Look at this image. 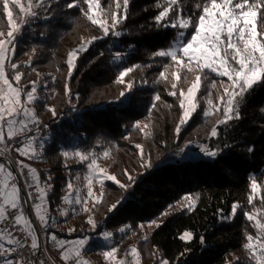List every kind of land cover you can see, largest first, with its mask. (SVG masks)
Listing matches in <instances>:
<instances>
[{
  "label": "trees",
  "instance_id": "16d2710c",
  "mask_svg": "<svg viewBox=\"0 0 264 264\" xmlns=\"http://www.w3.org/2000/svg\"><path fill=\"white\" fill-rule=\"evenodd\" d=\"M98 1L107 17L119 14L116 0ZM34 2L30 11L37 13L36 18L13 8L16 22L28 23L15 34V55L11 54L10 61L22 73L18 86L24 91H30L32 82H37V95L42 99L33 103V111L39 124L28 135L42 137L44 148L35 142V153L29 158L15 151L21 147L16 143L11 155L16 163L23 161L35 169L31 175L45 186L46 219L51 220V213L65 206L68 184L81 180L86 172L85 161L63 155L78 149L102 158L115 178L93 188L99 203L92 199L87 210L76 204L64 217L71 225L69 238L90 237L81 250L83 254L95 252L100 245L95 234L108 231L117 242V256L136 248L138 264H160L162 259L169 264H254L244 245L249 235L256 238L257 229L244 213L255 214L264 222V84L245 95L239 106L240 119L217 124L223 119V110L214 106L224 95L226 78L210 73L204 79L199 68L187 71L170 58L154 56L171 46L177 31L158 26L154 19L167 6L166 0H129L127 19L116 26L122 32L119 37L105 36L80 8L67 7L77 2L87 11L83 0H48L43 7ZM119 2L122 8L123 0ZM207 2L177 0L168 18L179 14L196 22ZM0 31H8L2 8ZM193 31L190 28L186 38ZM83 42H88V47L78 53L69 75L68 53ZM116 52L123 54V59L115 61ZM124 68L133 70L120 83L117 78ZM5 71L13 80L16 72L8 61ZM161 71L167 79L160 77ZM173 73L180 79L176 80ZM197 75L202 77L194 99L197 108L177 135L183 114L179 92L185 91ZM172 83L177 85L176 95H170ZM209 99L212 106L207 103ZM38 127L44 128L41 133ZM213 127L217 137L211 136ZM188 142H206L210 149L222 150V158L218 162L207 157L161 162ZM252 179L258 183V197L249 204ZM20 195L24 198L21 189ZM192 201V207L187 208ZM20 204L25 210V198ZM113 204L117 208L109 212ZM233 204L238 209L234 218ZM89 218L100 227L91 230ZM121 228L128 230L121 232ZM185 231L191 233L188 240L181 239Z\"/></svg>",
  "mask_w": 264,
  "mask_h": 264
},
{
  "label": "snow or ice",
  "instance_id": "6c2138e0",
  "mask_svg": "<svg viewBox=\"0 0 264 264\" xmlns=\"http://www.w3.org/2000/svg\"><path fill=\"white\" fill-rule=\"evenodd\" d=\"M39 6L43 7L48 3V0H38ZM177 0H168L167 6L163 10L159 11L158 15L155 16V21L160 27L180 29L175 39L172 41L171 46L168 50H158L154 53L155 57H167L174 61L178 67L186 69L187 71H194L199 68L204 73V79L210 73H215L219 77H226L229 81L228 87L224 88V95L219 97L220 103L214 107L219 110L222 107L223 119L217 121V124H226L233 119H240L239 106L243 102V99L247 93L253 90L256 86L264 84V0H208L203 6L202 12L196 22H192L191 19H184L179 14L175 18L169 19V13L172 11V5H175ZM83 4L87 5V11H85L80 3L73 2L69 3L67 7L69 9L76 7L84 13V15L94 25H98L105 36L109 34L119 37L122 32L116 30L118 24L123 23L127 19V8L129 0H123V7L119 0H116V8L118 13H112V24L111 26L106 25L103 21L97 19L92 14V9L99 8L98 0H83ZM19 8L20 12L25 16L36 18L37 13L30 11L31 3L28 8H25L21 4V0H2L0 8H2L3 14L6 15L8 31L5 33L0 31V143L5 141V138L16 139L19 137L18 143L21 147L15 148V151L20 156L33 158L35 149L32 145L39 141V148H44L43 138L31 135L28 133L33 131L32 124H39V121L34 115V111L31 108L26 107L28 103H35L42 99L37 95V82H32L31 90L24 91L19 87V82L22 78V73L17 71L18 65L11 63L9 53L15 55V34L20 31L23 24L28 23L27 20H21L18 24L14 19L13 8ZM258 24L260 29L258 30ZM194 29L190 38L187 37L189 29ZM98 38H93V40ZM11 46L9 48L8 46ZM81 49H75L68 53V67L69 75L74 67V60L77 58L78 53ZM117 60L123 59V54L117 52L115 54ZM8 61L11 70L15 71L16 74L13 80L17 86L13 85V82L9 80L5 71V62ZM134 67H140L136 65ZM165 65V71L167 70ZM132 68H124L119 72L118 82L124 83L123 78L131 72ZM165 71L160 72V77L167 79ZM176 80L180 77L178 74L173 73ZM202 84V77L197 75L195 81L188 89L187 93L184 90H180V106L183 109V115L180 123L176 127V133L179 135L182 126L188 122L190 114L197 108V104L194 103V99L197 91L200 89ZM66 91L67 89V85ZM131 88V83L128 84ZM176 83H172L173 91L170 95H176ZM212 87H215L213 82ZM123 95V93H121ZM24 97L22 100L21 97ZM159 99V96H156ZM207 103L212 106V101L209 99ZM155 107V104H153ZM264 112V109H261ZM208 112H205V116H208ZM55 115V112H53ZM139 124V122H137ZM38 131V129H37ZM212 137H217V128L213 127L211 131ZM139 147V146H138ZM29 149H32L29 151ZM253 149L249 148L251 152ZM201 153L213 162H218L219 158H222V150L210 149L207 145L200 146ZM64 156H68V151L63 153ZM76 155H80L76 152ZM104 155H107L105 152ZM143 155V153H142ZM81 161L87 159L86 156H80ZM11 162H9L10 164ZM19 166V172L23 176L24 170L28 169L29 174H34L35 169L29 168L28 165L24 164L23 161H17ZM95 160L87 166L89 169H94ZM148 167H151L148 164ZM0 174H4V178L0 179V220L5 219V205L10 206L11 209L18 210L20 214L15 215L13 219V226L21 225L22 217L24 216L20 201L24 199L20 195V189L13 178L11 171H6L5 164L0 163ZM95 174V172H93ZM127 174V173H126ZM108 179H115L114 177H107ZM12 179V183L9 184V180ZM36 177L32 175L33 182H36ZM131 179V177H129ZM28 188H32L33 184L25 180ZM117 183H119L117 181ZM121 187H128L126 185H120ZM72 184H68V188L72 189ZM88 197L93 196L92 184L89 179ZM258 183L255 179L251 180V192L253 195L257 193ZM78 193V190H77ZM34 193L31 191L27 192V200H31ZM39 199L43 201L44 193H39ZM67 199V198H65ZM186 200H191V197H185ZM76 204L82 206L87 204V200L79 197L77 194L76 199L73 201ZM249 204L253 202V196L248 198ZM95 203H99V198H96ZM121 203L120 201L117 204ZM192 203L186 205L187 208H191ZM264 204V200L261 201ZM117 204H113L109 208V212H112L117 208ZM36 209V215L43 222L45 217L40 214V205L34 206ZM171 207V206H170ZM181 207H185L181 205ZM84 210H87L85 207ZM237 205L233 204L231 210L232 218L237 213ZM222 211V210H221ZM246 219L253 223V227L257 229L256 241L252 243L253 237L249 235L247 237L248 243L244 245L245 249L250 253V259L254 261V264H264V222L257 219L255 214L244 213ZM264 216V213L261 214ZM227 219V218H225ZM89 223L92 224L93 229H97L100 225L93 223L89 218ZM151 224H156V221H152ZM159 225H157L158 227ZM23 227L30 229L29 234L32 236L31 248L36 250L38 248L37 237L34 230L31 229V222L29 219H23ZM143 227V225H141ZM23 230V229H22ZM128 229L122 228L121 232H125ZM112 233L103 231L100 236L104 241H109L112 238ZM191 233L185 232L181 239L189 238ZM50 239L57 242L60 246H68L63 253V259L68 261L69 259H75V264H86V261H82L81 250L88 245L90 237L84 236L77 238L73 241L59 240L55 235H51ZM146 239V238H145ZM203 240V238H201ZM9 244H19L20 247H24L14 237H10ZM0 264H14L10 257V254L15 252V248H5L3 244H0ZM131 252L135 253L136 248L130 249ZM117 252L116 247H111L110 251H105L103 255L108 259H115V253ZM42 264V262H41ZM119 264H125L121 261ZM160 264H169L166 259H162Z\"/></svg>",
  "mask_w": 264,
  "mask_h": 264
},
{
  "label": "rangeland",
  "instance_id": "374dc122",
  "mask_svg": "<svg viewBox=\"0 0 264 264\" xmlns=\"http://www.w3.org/2000/svg\"><path fill=\"white\" fill-rule=\"evenodd\" d=\"M33 1L37 2L38 0H24V4H23V0H21V4L25 8H28L29 3H31V5H33L32 4ZM166 1L168 2V0H166ZM99 5H100L99 8H95L94 7L92 9V14L94 15L95 18L103 21L106 25L111 26L112 18L111 17H107L106 15H104L102 13L100 2H99ZM178 31H180V29H177L172 41L175 39ZM188 38H190V37H188ZM8 47L11 48L10 45ZM87 47H88V42H83L81 45H79V47L77 49H81L82 50V49H85ZM168 49H166V50H168ZM11 54L12 53L10 52L9 53V57L11 56ZM114 59H115V61H119V60L116 59V56L114 57ZM212 74L218 76L215 73H212ZM223 78H226V77H223ZM226 80H227V87H228L229 81H228L227 78H226ZM10 81L13 82L14 86H17L16 82L14 80H10ZM192 83L184 91L185 93H187V91L191 87ZM26 107L33 109L34 106H33V103H28V104H26ZM192 113L190 114L188 120L190 119ZM33 125L38 126V124H33ZM44 133H45V130H44L43 134ZM10 140H13L16 143H18L19 137H16V139H8L6 137L5 141L3 143L8 142ZM201 145H207L208 146V144L206 142H188L183 147H180V148L176 149L175 151L170 152L169 154H167L165 156V158L161 160V162H172V161H175V160L196 159V158H200V157H205L200 151V146ZM67 151L69 153L68 157L69 156H74V157H76L79 160H81L80 156H86L87 157V159L83 160L86 163V172L84 173L83 178H81V180L78 179V180H75V181L71 182V184L73 186L72 189L67 188V194L64 197V205L65 206L62 207L61 209H59V211L56 210L53 213H51V220L48 221L46 219L43 222L42 221L41 222L44 225H45V223L50 222L53 225V228H54L56 234H58L60 237H63L65 239V241H73L74 239L69 238L67 236V232H69L70 227H71L70 221H66L64 219V217H66V215H68V213L70 211H73L72 207L74 205H76V203H74L73 201L76 199L77 194L79 195V197L87 200V204L86 205H84V206H82L81 204H78V205L80 207H82L83 209L85 207L88 209L90 201L92 199L98 198V197H96L95 191H93V188L95 186H100V188H101L102 184L106 180H109L107 177H114V176L112 174V171L109 169V167L102 161V158H99L96 154L83 152V151L78 150V149H71V150H67ZM76 152H79L80 155H76ZM93 159L95 160L94 169H89L87 165L89 163H91V161ZM0 163H4V162L2 161ZM5 168H6V171H12L11 167H7L6 164H5ZM93 172H95V174H93ZM3 178H4V174H0V179H3ZM89 179L91 180L92 193H93V196L91 198L88 197V187H87V185L89 183ZM79 180L82 181V182L80 183ZM111 180H114V179H111ZM11 183H12V179H10V181H9V184H11ZM33 187H34V193H35L36 198H37V202L29 204V208L31 210V218H32L33 222L36 224V226L38 227V225H37L38 223L37 222H39V219H38V216L36 215V209H35L34 206L39 204L41 206L40 207V213L45 212L46 215L48 216V212H47V209L45 207V199L43 201H41L39 199V193L43 191L45 186L39 184L38 180L36 179V182H34V186ZM77 190H78V193H77ZM22 191H23V186H22ZM99 191H100V189H99ZM23 193H24V191H23ZM252 196L255 197V198L258 197V189H257V193L255 195L252 194ZM65 198H67V199H65ZM25 203H26V201H25ZM22 210H23L24 216L22 217L21 225L23 226V219L27 218V219L30 220V218L27 215L26 208H25V210L22 208ZM18 214H20V212L17 210V215ZM31 229L34 230L33 227H32V224H31ZM90 229L91 230H95V229H93L92 226H90ZM185 232L190 233L189 231H185ZM34 233H35V231H34ZM95 237H96V240H98V243L100 244L99 248L95 252H93V253H91L89 255H85L81 251V255L83 257L82 261H86V264H119V262H121V261L125 262V264H138L139 263V255H138L137 251L135 253L129 251V252H127L126 255H124L122 257L117 256V254L115 253V259L106 258L103 255V253L105 251H110L111 247H116V245H117L116 240L112 237L109 241H104L102 239V237L100 236V233H96ZM189 238H185L184 240H188ZM252 243H254V244L257 243L256 239H253ZM66 248H67V246H65V250H66Z\"/></svg>",
  "mask_w": 264,
  "mask_h": 264
},
{
  "label": "built area",
  "instance_id": "2783aa9c",
  "mask_svg": "<svg viewBox=\"0 0 264 264\" xmlns=\"http://www.w3.org/2000/svg\"><path fill=\"white\" fill-rule=\"evenodd\" d=\"M31 127L35 128L36 126L32 124ZM37 129L38 133H41L43 131V129L40 127H38ZM15 146L16 142L13 140L5 143H0V158H2L8 165H15L20 182L23 186V195L25 197V201L28 204H32L37 200L34 193V187L28 188L25 183V180H28L29 183H32V175L29 174L28 169L24 170L23 176L20 174L19 166L13 160L11 155V151ZM9 162L11 163L9 164ZM28 191L34 193L31 200H27ZM2 202L3 201L0 200V203ZM5 209V219L0 220V234L14 237L24 245V247H20L19 244H13L10 247H6L16 249L15 252L10 254L9 258L19 264H41V262L42 264H75L74 258L69 259L68 261L64 260L63 263L61 262V256L63 255L65 246L62 247L55 245V242L52 241L49 236H47L48 233H52V235L54 234L56 238L58 237V234L55 233L53 225L50 222L45 224L42 228L38 227L41 243L38 245V248L36 250H33L31 248L32 236L29 234L30 229L24 228L22 225L13 226V219L14 216L17 215V210L11 209L8 205H5ZM80 259H82V255Z\"/></svg>",
  "mask_w": 264,
  "mask_h": 264
},
{
  "label": "crops",
  "instance_id": "0c3cea01",
  "mask_svg": "<svg viewBox=\"0 0 264 264\" xmlns=\"http://www.w3.org/2000/svg\"><path fill=\"white\" fill-rule=\"evenodd\" d=\"M10 181V180H9ZM15 182H16V184L18 185V187H19V189H21L22 190V184L20 185V184H18V182H17V180H15ZM41 215H43L44 217H45V219L44 220H46V218H47V215H46V213L45 212H42V213H40ZM38 219H39V217H38ZM38 224V227H40V228H42L43 226H44V224H42V222H41V220L39 219V222H37ZM52 235V233H48L47 234V236H51ZM54 235V234H53ZM1 238H2V240H1V244H3L4 245V247L5 246H10L11 244H9V239H10V237L7 235H2V236H0ZM59 240H65L63 237H60L59 235H58V237H57V241H59ZM58 244V243H57ZM68 247V246H67ZM61 262L63 263L64 262V259H63V257L61 258Z\"/></svg>",
  "mask_w": 264,
  "mask_h": 264
},
{
  "label": "water",
  "instance_id": "95a60500",
  "mask_svg": "<svg viewBox=\"0 0 264 264\" xmlns=\"http://www.w3.org/2000/svg\"><path fill=\"white\" fill-rule=\"evenodd\" d=\"M0 159H2V158H0ZM10 167H11V169H12L13 175H14L15 179L17 180L18 184L21 185V182H20L19 176H18V174H17V171H16V167H15V165L10 164ZM26 211H27V215H28V217L30 218V222H31L32 227H33V229H34V231H35V234H36V236H37V243H38V245H39V244L41 243V241H40V237H39V229H38V227L36 226V224L33 222L32 218H31V210H30V208H29V204H28L27 202H26Z\"/></svg>",
  "mask_w": 264,
  "mask_h": 264
}]
</instances>
